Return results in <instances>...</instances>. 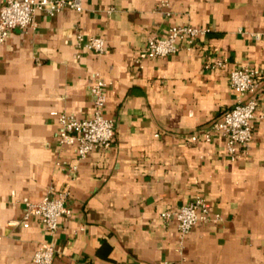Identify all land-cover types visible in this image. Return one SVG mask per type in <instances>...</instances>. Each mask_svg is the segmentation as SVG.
Segmentation results:
<instances>
[{
    "label": "crops",
    "instance_id": "0c3cea01",
    "mask_svg": "<svg viewBox=\"0 0 264 264\" xmlns=\"http://www.w3.org/2000/svg\"><path fill=\"white\" fill-rule=\"evenodd\" d=\"M35 20L0 41V264H32L46 240L51 264H264V121L236 159L224 135L203 137L234 106L229 72L264 75V38L254 36L264 0H83L81 12ZM171 25L207 31L191 49L145 51L147 36ZM78 32L104 37L108 50L78 47ZM98 77L114 141L71 171L76 146L58 142L59 118L91 116ZM263 85L264 76L247 96L259 106ZM50 188L67 189L71 209L54 235L25 217L26 202ZM197 195L221 219L180 238L161 212Z\"/></svg>",
    "mask_w": 264,
    "mask_h": 264
},
{
    "label": "built area",
    "instance_id": "2783aa9c",
    "mask_svg": "<svg viewBox=\"0 0 264 264\" xmlns=\"http://www.w3.org/2000/svg\"><path fill=\"white\" fill-rule=\"evenodd\" d=\"M65 8L77 12L83 10V0H2L0 4V41H3L9 31L14 28L27 29L36 25V14L44 12L49 16ZM112 9H109L110 12ZM206 29L192 25H171L166 36L150 34L146 38L145 51L155 57H165L174 53L181 47L191 49L197 40L206 33ZM256 38H264V30L254 33ZM78 47L98 54L108 50L106 39L98 35L76 33ZM182 43H185L182 45ZM218 65L223 62L216 61ZM264 75L256 73L248 65L234 68L229 72V84L234 95V106L226 110L219 120L214 121L203 132V137L209 140L213 134L225 136L226 151L231 159L239 154L237 146L247 143L252 137L253 121H264V104L258 105L255 97L247 98L255 91L258 81ZM104 81L96 78L90 90L93 94V110L89 117L76 118L71 114L60 115V130L57 140L60 144H73L76 146V158L70 163V170L77 169L78 161L85 158L95 148H109L114 141L115 128L112 118L106 115V96ZM264 92V85L262 86ZM199 138L197 134L189 136L191 141ZM68 192L62 188L56 192L50 188L38 201H27L25 204V217L37 216L42 222L45 231L54 235L58 229L60 219L71 214L67 205ZM164 220H174L180 238L186 236L191 228L198 222H217L221 219L219 214L211 213L209 203L197 195L189 202L177 209L161 212ZM12 223L14 221H11ZM55 254L53 241L41 242L33 251L32 264H51Z\"/></svg>",
    "mask_w": 264,
    "mask_h": 264
}]
</instances>
